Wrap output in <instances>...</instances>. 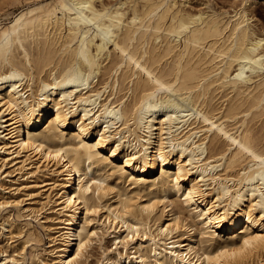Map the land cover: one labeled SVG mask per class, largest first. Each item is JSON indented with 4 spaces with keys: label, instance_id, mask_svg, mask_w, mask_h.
Masks as SVG:
<instances>
[{
    "label": "bare ground",
    "instance_id": "6f19581e",
    "mask_svg": "<svg viewBox=\"0 0 264 264\" xmlns=\"http://www.w3.org/2000/svg\"><path fill=\"white\" fill-rule=\"evenodd\" d=\"M185 1H35L0 21V264L93 247L92 264H264L256 0Z\"/></svg>",
    "mask_w": 264,
    "mask_h": 264
},
{
    "label": "rangeland",
    "instance_id": "374dc122",
    "mask_svg": "<svg viewBox=\"0 0 264 264\" xmlns=\"http://www.w3.org/2000/svg\"><path fill=\"white\" fill-rule=\"evenodd\" d=\"M35 1H45V0H0V21L1 22L7 21V18L10 17L12 13L18 12L20 8H23L27 4L33 3ZM103 1L106 2V0ZM115 1L116 0H107L106 3L111 4ZM239 6H240V0H189V1H185L184 4V8H186L187 10H192V9H193L192 11H196L197 9H204V10L206 9V10H215V11L222 10L228 13L230 12L233 13V11L237 9ZM247 9H248V15H250V17L252 16L250 22L253 28H255V30L260 33H264V0H256L255 2H252L249 6H247ZM35 160L36 159H34L33 157L32 161L35 162ZM158 173L159 171L157 172V174ZM50 177L51 176L47 172V170H43V172L37 174L35 180L41 182L42 180H48ZM34 190L41 192L44 191L42 190V188H34ZM50 205L51 206L55 205V203H51ZM46 214L48 215L49 213ZM36 228L39 231V237H40L39 239L41 240L40 244L42 245L46 244L48 240L46 232L39 226H37ZM4 242L5 240L2 239L1 243ZM92 252H93V256L91 257V261L89 264H92L94 262V258L98 254L95 247H93Z\"/></svg>",
    "mask_w": 264,
    "mask_h": 264
}]
</instances>
